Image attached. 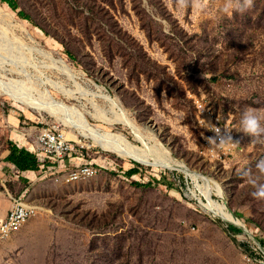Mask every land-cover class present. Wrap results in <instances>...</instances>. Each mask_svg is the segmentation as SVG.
<instances>
[{"label": "rangeland", "instance_id": "374dc122", "mask_svg": "<svg viewBox=\"0 0 264 264\" xmlns=\"http://www.w3.org/2000/svg\"><path fill=\"white\" fill-rule=\"evenodd\" d=\"M18 1L31 20L0 0L8 33L65 60L79 88L110 96L151 143L220 186L222 192L213 190L211 197L248 231L233 230L203 207V180L198 186L178 170L106 153L56 117L0 94V213L6 216L14 200L38 210L17 233L0 239V264H264V199L252 195L255 187L246 175L264 182L256 168L264 160V136L239 132L245 109L264 119V0L228 14L220 10L224 0ZM5 57L23 69L22 56ZM33 61L42 71L50 62L40 53ZM40 70L26 68L35 80ZM45 71L76 91V98L67 99L53 90L57 100L93 112L90 98L73 82ZM7 77L25 81L18 73ZM98 104L111 110L102 99ZM202 119L231 131L239 145L210 151L204 137L213 133ZM88 120L148 150L129 126ZM45 130L63 131L71 142L63 166L91 164L99 174L72 184H59L54 176L16 179L2 163L8 142L24 136L32 142ZM135 167L142 174L123 176L122 170ZM164 173L161 183L148 185V175L160 180Z\"/></svg>", "mask_w": 264, "mask_h": 264}, {"label": "bare ground", "instance_id": "6f19581e", "mask_svg": "<svg viewBox=\"0 0 264 264\" xmlns=\"http://www.w3.org/2000/svg\"><path fill=\"white\" fill-rule=\"evenodd\" d=\"M3 21L8 22L0 15V94L7 96L10 100H13L14 102L29 109L39 113H48L51 116L56 117L65 127L69 128L73 134L78 133L80 137L92 140L95 146L100 147L106 153H112L123 160H134L146 167L178 170L194 180L198 186L200 180H203L204 189L202 190V193L208 199L206 202L200 198V202L203 207L214 215L220 216L225 220H230L242 226L241 220L237 219V217L228 212L225 206L219 203V201L211 197L213 190L219 193L222 192L220 186L217 185V187H213L210 180L206 176L189 169L184 162L174 158L171 152L163 145L151 143V140H148L141 130L126 118L124 115L125 112H122L120 106L110 96L102 92L91 93L83 91L82 88H79L78 84L75 82V76L65 60L56 59L52 54L37 49L36 46H31L30 44L14 39L8 33L9 27L2 25L1 22ZM9 25L17 29L16 25L12 23H9ZM36 53L44 55L50 61L49 63L44 64L46 70L58 71L65 77V79L75 84L77 91L81 92V96L90 98L88 99L89 105L91 106L93 112H88L85 109L86 106H83V109L69 107L66 106L63 101L56 99L54 93L52 92L53 90L64 95L67 99L76 98V91L67 90L63 82L55 81L50 78L45 69L44 71L40 70L39 65H41V63L37 65L36 62L33 61ZM7 54L12 55L13 58L18 55L22 56L24 58V66H22L23 69L20 68L21 65L19 64V61L15 59L8 60V58L5 57ZM10 63H12V65L15 64L17 66L16 69H9L8 65ZM30 66L40 70L41 76L37 80H35V77L37 78V76H33L32 72L26 71V68ZM16 73L24 77L25 81H18L7 77L8 75ZM34 92L36 93V96ZM98 99H102L109 103L111 110L106 111L101 108L98 104ZM110 115L111 117H109ZM88 117L110 125L121 123L129 126L133 130L137 139L148 150L135 148L123 136L116 135L111 131L93 126L90 124ZM70 137L77 140V137L74 135H71ZM97 175L98 174L85 175V173H76V178L67 177L66 183L72 184L89 181ZM30 209L37 210L32 207H30Z\"/></svg>", "mask_w": 264, "mask_h": 264}, {"label": "built area", "instance_id": "2783aa9c", "mask_svg": "<svg viewBox=\"0 0 264 264\" xmlns=\"http://www.w3.org/2000/svg\"><path fill=\"white\" fill-rule=\"evenodd\" d=\"M29 151L40 155L42 158H53L60 164V169L65 158L73 151L71 142L67 139L63 131L45 130L36 137L35 140L28 143ZM63 161V162H62ZM59 170L52 174L56 177V182L64 181L67 177L76 178V173H85V175L99 174L97 166L91 164H81L74 168H67L64 173ZM38 210H31L30 206L20 200H14L11 209L6 217L0 222V239L10 238L17 233L31 218L37 216Z\"/></svg>", "mask_w": 264, "mask_h": 264}, {"label": "clouds", "instance_id": "9594fccd", "mask_svg": "<svg viewBox=\"0 0 264 264\" xmlns=\"http://www.w3.org/2000/svg\"><path fill=\"white\" fill-rule=\"evenodd\" d=\"M184 0H182V3ZM254 0H224L221 11L224 14L228 13H243L246 12L249 8L252 7ZM255 109H245L239 118V132H242L248 136H251L253 139L264 136V119L256 114ZM204 125L206 129H210L212 136L204 137L208 148L210 151H215L217 149L223 148L225 146L231 145L232 147L238 146L239 142L234 141L231 131L226 129H221L217 124L213 123L210 119L205 120ZM259 173L264 174V160H260L256 165ZM249 175V182L252 183L255 187V191L252 193L257 199H264V182H258L257 180Z\"/></svg>", "mask_w": 264, "mask_h": 264}, {"label": "trees", "instance_id": "16d2710c", "mask_svg": "<svg viewBox=\"0 0 264 264\" xmlns=\"http://www.w3.org/2000/svg\"><path fill=\"white\" fill-rule=\"evenodd\" d=\"M3 4L11 7L15 12H18V15L25 19L31 20V15L24 10H20L19 1L18 0H1ZM7 155L3 158L2 163H7L14 168V171L19 173H27V172H35L41 173L42 170L52 172L58 168V161L53 158H42L40 155L33 153L27 149H24L13 142H8L7 146ZM136 162V161H135ZM136 165H139L135 163ZM124 172L123 176L126 178H130L139 174H142V169L128 168L122 170ZM146 175V174H145ZM148 177V185L153 186L155 183L159 184L163 181V178L166 179V174L162 175L160 180L151 177ZM25 182H29L25 178L20 177ZM30 183V182H29ZM136 186H140V184H136ZM231 228L237 232H243V229L236 227L234 225H230ZM264 245V240H261Z\"/></svg>", "mask_w": 264, "mask_h": 264}, {"label": "crops", "instance_id": "0c3cea01", "mask_svg": "<svg viewBox=\"0 0 264 264\" xmlns=\"http://www.w3.org/2000/svg\"><path fill=\"white\" fill-rule=\"evenodd\" d=\"M22 138V139H21ZM26 137L24 136L23 137H20L19 140H16V144L19 145L20 147L24 148V149H28V143L29 141H27V139H25ZM3 164H7V163H3ZM7 169H11L12 173H15L14 176L16 179H19L20 177L22 178H25V179H28L30 182H33L34 179H36L38 176L40 178H44V177H47V176H52L53 173L57 172L59 169H60V164H58V168L55 170V171H52V172H48V171H44L42 170L41 173H35V172H27V173H19L17 171H14V168L12 166H10L9 164H7ZM67 167H65L64 169H61L59 170V172H62L64 173L66 171ZM5 214H1L0 213V222L5 218Z\"/></svg>", "mask_w": 264, "mask_h": 264}, {"label": "water", "instance_id": "95a60500", "mask_svg": "<svg viewBox=\"0 0 264 264\" xmlns=\"http://www.w3.org/2000/svg\"><path fill=\"white\" fill-rule=\"evenodd\" d=\"M188 178H189V177H188ZM215 216H217V215H215ZM219 217H220V216H219ZM227 221L230 222L231 224H233V225H235V226H237V227L243 229L244 231H248L247 228L242 227L241 225H239V224H237V223H234V222H232V221H230V220H227Z\"/></svg>", "mask_w": 264, "mask_h": 264}]
</instances>
